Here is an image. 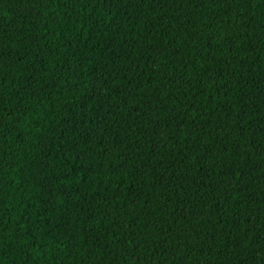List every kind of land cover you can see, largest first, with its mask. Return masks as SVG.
Here are the masks:
<instances>
[{
  "label": "trees",
  "instance_id": "16d2710c",
  "mask_svg": "<svg viewBox=\"0 0 264 264\" xmlns=\"http://www.w3.org/2000/svg\"><path fill=\"white\" fill-rule=\"evenodd\" d=\"M0 264H264V0H0Z\"/></svg>",
  "mask_w": 264,
  "mask_h": 264
}]
</instances>
